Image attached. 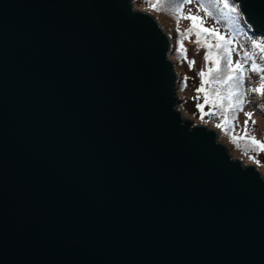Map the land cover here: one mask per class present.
Segmentation results:
<instances>
[{
    "label": "water",
    "instance_id": "water-1",
    "mask_svg": "<svg viewBox=\"0 0 264 264\" xmlns=\"http://www.w3.org/2000/svg\"><path fill=\"white\" fill-rule=\"evenodd\" d=\"M172 45L135 0H0V264H264V175L184 115Z\"/></svg>",
    "mask_w": 264,
    "mask_h": 264
},
{
    "label": "rangeland",
    "instance_id": "rangeland-1",
    "mask_svg": "<svg viewBox=\"0 0 264 264\" xmlns=\"http://www.w3.org/2000/svg\"><path fill=\"white\" fill-rule=\"evenodd\" d=\"M144 2L138 7L156 15L170 34L172 44L174 43L171 57L179 75V94L182 100L184 98L188 101H181L179 104L184 115L195 122L206 123L214 127L219 133V139L230 147L233 156L240 155L244 163L254 164L264 175V151L257 150L258 146L251 144L249 140L250 137H254L264 142V94L251 91V89L264 85V79H262L264 72L251 70L253 64L264 69L262 49L246 39L248 38L246 35L249 34H246L245 29H242V34L237 30L234 32L231 44L229 39H220L215 36L212 29L208 32L202 31L203 28L207 29L206 25L211 26L212 24L197 2L187 1L185 10L180 8L179 12L176 11L177 8L168 7L165 1L163 3L166 5L167 12L150 7V4L159 3L157 0H144ZM221 10H224L222 5H220V12ZM214 13L218 14L217 8H214ZM188 15L200 18L197 20L196 28H193L191 20L183 18ZM221 20L224 22V19L221 18ZM245 28L247 29L246 26ZM186 30L191 31L186 32ZM197 32L200 33L199 38ZM181 33L185 34L181 35ZM222 43L226 51H222ZM217 45L220 46L217 47ZM261 45L264 47V41ZM229 53L233 56L234 67L228 66L226 56L228 57ZM245 53L248 55L245 56ZM192 61L195 63L191 64ZM237 61L243 65L241 74L235 71ZM201 71L204 72V76L199 75ZM237 76L240 77L239 80L236 79ZM219 77L222 84L217 87L220 84ZM233 78L236 79L237 84L234 86L235 89L229 93L226 85ZM201 87L204 91L198 92L197 89ZM241 94H243L242 97ZM196 97L203 100L199 104L202 108L198 107V102L195 103ZM241 99L243 103L237 106V102ZM193 107L198 113L200 112L198 116L188 112V109L192 110ZM218 107H221V115H219ZM245 113H252L251 118ZM218 116H220L219 119H217ZM211 117L218 122L214 123ZM245 120L248 121L247 125H245ZM233 137H236V142Z\"/></svg>",
    "mask_w": 264,
    "mask_h": 264
},
{
    "label": "trees",
    "instance_id": "trees-1",
    "mask_svg": "<svg viewBox=\"0 0 264 264\" xmlns=\"http://www.w3.org/2000/svg\"><path fill=\"white\" fill-rule=\"evenodd\" d=\"M159 1L158 4V7L157 9H159L158 11H166V5L163 3V1H165L167 3V6L170 8H178L180 7V5H183V10H185V6L187 3L188 0H157ZM192 2H197V4L199 6H203V11H204V14L206 16H208V19L211 21V26H207V29H212V31L215 32V36H218V37H223V39H229V43L231 44L233 42V35H234V32L237 30L240 31V33L242 34V29H245L246 30V34L248 33L249 35H246L248 38H246L247 40H250L252 43L255 41L256 43H253V44H262L263 41H264V37H259V36H254L251 34L250 31H248L246 28H245V25L242 24L240 18L237 17V14L236 13H230L228 12L227 9H224V10H221L220 12V6L217 7V6H214V0H191ZM136 2V5L137 6H142L145 2L144 0H135ZM212 4H210V3ZM212 5V6H210ZM181 8V9H182ZM214 8H217L218 9V14L214 13ZM175 11H173L174 13ZM221 13V14H220ZM217 17V18H216ZM224 19V22L221 20ZM223 42V41H222ZM222 51H226L225 50V46H224V43H222ZM262 46V45H261ZM259 47L260 49L264 48V47ZM173 47H174V43H173ZM264 52V51H263ZM264 54V53H263ZM232 54L229 53L228 57L226 56V60H231V66H229V63H228V66L229 67H234L233 65V60H232ZM223 67H224V64H223ZM242 72H238V74H241ZM220 79V84L217 85V87H220L222 82H221V78L219 77ZM243 80V78H242ZM235 84H237L236 82V79L233 78V80L231 82H227V85H226V90L230 93L232 92L235 88ZM197 101H195V103H197V105H199L201 102H203V100L199 99V97H196ZM183 102H186L187 99L185 100L183 98L182 100ZM188 102V101H187ZM224 107V106H223ZM190 113H192L193 115L195 114V116H198V111L196 110L195 107L191 109H188ZM218 112H219V115L222 114V111H221V107H218ZM212 114V113H211ZM213 122L214 123H217L218 121L214 118V117H211ZM220 116H218L217 119H219Z\"/></svg>",
    "mask_w": 264,
    "mask_h": 264
},
{
    "label": "snow or ice",
    "instance_id": "snow-or-ice-1",
    "mask_svg": "<svg viewBox=\"0 0 264 264\" xmlns=\"http://www.w3.org/2000/svg\"><path fill=\"white\" fill-rule=\"evenodd\" d=\"M188 2H191V0H188ZM220 5L223 6V9H227L228 12H230V13H236L238 18L242 15V14L240 13V11H239V9H240V3H239V0H214V6L219 7ZM150 7H152L153 9H155V8L158 7V4H155V3H154V4H150ZM182 7H183V5H180V7H178V8L176 9V11L179 12V11H180V8H182ZM202 7H203V6H202ZM183 18H186V19L191 20V21H192V26H193V28H196V27H197V20L200 19L199 17H197V16H195V15H188V16H185V17H183ZM201 30L204 31V32H208V31H209V29H206V28H203V29H201ZM188 31H191V30H186V32H188ZM184 34H185V33H181V35H184ZM199 35H200V33L197 32V37H198V38H199ZM220 39H223V37H220ZM253 43H256V42L254 41ZM219 46H220V45H217V47H219ZM256 46H257V47H260L259 44H256ZM181 47H182V44H181ZM262 51H264V48H262ZM247 55H248V53H245V56H247ZM194 63H195V61H192V62H191V64H194ZM228 63H229V66H231V63H232L231 60H229ZM251 70H252V71H257V70H259V71L264 72V69H261V68L259 67V65H256V64H253ZM235 71H237V72H242V71H243V65H242L239 61L236 62V68H235ZM199 75H200V76H204V72L201 71V72L199 73ZM230 78H231V77H230ZM236 79L239 80L240 77L237 76ZM262 79H264V77H262ZM197 91H198V92H202V91H204V89H203V87H201V88L197 89ZM251 91H254V92H257V93H262V94H264V85H261V86H259V87L254 88V89H251ZM242 96H243V94H241V97H242ZM241 103H243V100H242V99L239 100V101L237 102V106H239V104H241ZM198 107H201V108H202V106H200V105H198ZM245 115H246L247 117L251 118L252 113H245ZM247 123H248V121L245 120V125H247ZM253 123H255V121H253ZM233 140H234V142H236V137H233ZM249 140H250L251 144H253V145H255V146H258V149H257V150H259V151H264V142H261V141H259V140H256L254 137H250ZM237 143H238V142H237ZM238 146H239V145H238Z\"/></svg>",
    "mask_w": 264,
    "mask_h": 264
},
{
    "label": "bare ground",
    "instance_id": "bare-ground-1",
    "mask_svg": "<svg viewBox=\"0 0 264 264\" xmlns=\"http://www.w3.org/2000/svg\"><path fill=\"white\" fill-rule=\"evenodd\" d=\"M136 3V2H135Z\"/></svg>",
    "mask_w": 264,
    "mask_h": 264
}]
</instances>
